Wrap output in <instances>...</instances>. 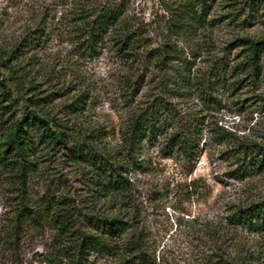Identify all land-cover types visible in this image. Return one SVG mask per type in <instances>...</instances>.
<instances>
[{
	"label": "trees",
	"instance_id": "trees-1",
	"mask_svg": "<svg viewBox=\"0 0 264 264\" xmlns=\"http://www.w3.org/2000/svg\"><path fill=\"white\" fill-rule=\"evenodd\" d=\"M208 1L181 0L168 29L179 34L202 28ZM62 5L65 10L57 7L53 11L55 15L61 12L59 21L64 20L71 30L81 57L93 59L103 45L109 44L124 63L121 82L130 94L144 82L147 66L153 63L159 71L164 69L172 50L149 46L142 25L128 15L119 1L65 0ZM25 13L29 17L20 33L8 42L0 41V77L4 76L1 71H7L0 80V114L17 108L19 100L15 97L20 96L26 104L20 119L12 123L10 136L1 143L0 161L11 178L14 196L11 215L0 224V253H15L28 232L49 230L51 241L42 256L44 264H88L92 257L119 264H164L155 257L145 229L139 224L137 189L130 177L143 162L140 158L145 144L159 143L170 156L191 165L204 151L205 129L219 145L232 135L226 129L204 126L205 121L198 116L201 110L182 113L174 109L164 100L165 93L171 92L180 100L196 99L207 108L217 101L218 89L233 92L244 81L261 79L264 38H238V61L230 67L223 59H217L200 76L192 73V61H182L169 79L158 83L162 96L149 93L142 106L128 111L119 140L114 143L108 141L109 134L100 126L82 129L76 124L85 113L90 97L87 89L77 91L65 79L55 84L35 83L33 78L26 81L28 74L20 60L35 50L42 31L51 27L49 23L55 18L43 6L29 7ZM39 84L47 89L42 90ZM73 92L62 113L55 112V100ZM26 127L31 131H25ZM236 143L231 150L238 176L244 177L251 170L263 173L264 159L259 155L264 147L249 144L244 137ZM50 154L67 158L74 174L87 186L85 194L71 193L60 178L45 175L40 163ZM34 176L46 185L36 200L29 194ZM238 229L264 236V197L234 205L223 224L205 223L196 230L192 236L198 242L197 250L189 264H255L254 251L241 239Z\"/></svg>",
	"mask_w": 264,
	"mask_h": 264
},
{
	"label": "rangeland",
	"instance_id": "rangeland-1",
	"mask_svg": "<svg viewBox=\"0 0 264 264\" xmlns=\"http://www.w3.org/2000/svg\"><path fill=\"white\" fill-rule=\"evenodd\" d=\"M117 1L125 6L136 23L142 25L149 46H166L172 50L168 60L165 59L163 70L159 71L153 63L146 67L144 82L131 94L121 82L124 63L110 50L109 44L103 45L100 54L93 59L81 57L71 30L64 20L59 21L61 12L55 15L53 11L57 7L59 11L65 10L66 6L62 5L65 0H0V41L8 42L20 33L21 25L29 17L25 13L29 7L43 6L51 11L50 17L55 18L49 23L51 27L42 31L40 40L34 45L35 50L27 55L23 52L26 58L20 60L28 74L26 81L33 78L35 83L50 81L55 84L65 79L67 83H73L77 91L87 89L90 97L85 113L76 124L82 129L100 126L109 134L110 142L119 140V130L130 109L142 106L149 93L162 96L158 83L169 79L182 61H192V73L200 76L220 58L230 67L234 65L241 49L238 38H264V0H209L202 28L179 34L168 28L172 13L181 0ZM29 57L32 59L28 60ZM1 73L4 75L0 77L2 81L7 71ZM39 85L42 90L47 89L43 84ZM7 87L5 85L6 90ZM167 93L164 100L174 109L182 113H189L190 109L201 110L198 116L205 121L204 126L226 129L232 134L219 145L211 140L205 129L204 151L191 165L177 156H170L159 143H147L139 170L130 176L137 189L139 224L145 229L155 257L164 264H189L197 250L198 242L192 236L196 230L205 223L223 224L228 210L234 205L264 197V172L251 170L244 177L238 176L231 150L239 137H244L249 144L264 147V77L244 81L233 92L218 89L217 101L207 108L196 99L180 100L171 92ZM72 95L74 92L55 100V112L62 113V107L71 102ZM15 98L19 100L17 108L0 114V153L1 143L10 136L12 123L20 119L26 105L20 96ZM25 131L31 130L26 127ZM260 153L259 158L264 159V150ZM40 164L46 170L45 175L60 178L71 193L80 195L88 191L65 156L50 154ZM45 187L36 176L32 177L29 183L31 199L41 196ZM13 196L11 178L0 161V224L11 215ZM238 231L247 247L254 251L257 258L254 263L264 264V236ZM50 241L49 230L35 234L28 232L15 253H0V264H44L42 256ZM88 264L119 263L92 257Z\"/></svg>",
	"mask_w": 264,
	"mask_h": 264
}]
</instances>
